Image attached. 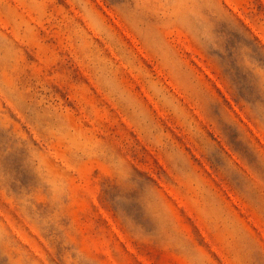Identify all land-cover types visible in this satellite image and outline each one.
I'll return each mask as SVG.
<instances>
[{"label":"rangeland","instance_id":"rangeland-1","mask_svg":"<svg viewBox=\"0 0 264 264\" xmlns=\"http://www.w3.org/2000/svg\"><path fill=\"white\" fill-rule=\"evenodd\" d=\"M0 264H264V0H0Z\"/></svg>","mask_w":264,"mask_h":264}]
</instances>
